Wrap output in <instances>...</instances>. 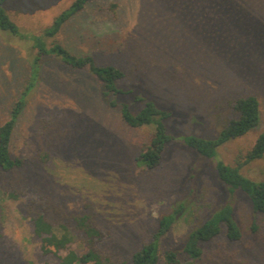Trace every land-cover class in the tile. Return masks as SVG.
Masks as SVG:
<instances>
[{"label": "rangeland", "instance_id": "1", "mask_svg": "<svg viewBox=\"0 0 264 264\" xmlns=\"http://www.w3.org/2000/svg\"><path fill=\"white\" fill-rule=\"evenodd\" d=\"M72 0H5L10 17L27 36H37ZM56 41L98 65H114L118 85L169 109L174 135L212 138L237 113L233 100L254 95L259 124L218 147L215 158L234 164L264 130V0H91L47 42ZM34 50L29 41L0 30V124L31 79ZM101 83L87 69L56 56L40 62L39 74L16 119L11 153L25 159L16 170L24 197L0 191V264H58L43 256L24 213L26 198L49 197L69 214L90 203L104 253L127 260L148 241L159 218L176 212L160 237V251L179 248L186 234L225 201L241 238L224 232L202 244L196 264H264V216L254 212L241 191L230 193L209 159L179 142L167 144L158 165L147 169L135 157L152 133L132 128L101 97ZM149 97V98H148ZM41 117L58 119L63 134L51 144L39 135ZM47 150L45 162L37 156ZM241 173L264 179V156L242 164ZM74 246V245H72Z\"/></svg>", "mask_w": 264, "mask_h": 264}, {"label": "trees", "instance_id": "2", "mask_svg": "<svg viewBox=\"0 0 264 264\" xmlns=\"http://www.w3.org/2000/svg\"><path fill=\"white\" fill-rule=\"evenodd\" d=\"M90 1L72 0L69 7L58 13L40 34L29 37L7 13L4 7L5 0H0V30L29 41L34 50L30 65L31 79L11 107L9 117L0 124V191L12 200L24 197L25 184L16 170L23 168L25 159L11 153L12 134L16 119L25 104V96L38 77L40 62L47 56H56L72 68L87 69L101 83L102 99L109 107L119 108V116L126 126L152 127L147 142L142 145L134 159L137 166L147 169L155 167L160 163L167 144L179 142L209 159L217 179L227 187V190L230 193L235 191L244 193L252 210L264 216V179L254 180L240 171L242 164L264 156V130L257 134L251 147L239 156L241 159L234 164L226 163L220 158L212 161L219 146L246 134L259 124L258 98L248 94L234 99L233 109L237 115L227 120L212 138L195 134L169 133L166 126V121L171 116L169 109L160 107L153 99L149 97L146 99L139 93L134 95L132 101L140 104L137 108L119 98L133 93L132 89H124L118 85V81L124 76L121 69L110 64L98 65L90 55H77L59 42H47V39L53 38L65 22L81 12ZM37 129L39 135L48 136L49 144L63 134L58 119L41 117ZM48 156L49 153L45 150L36 159L45 162ZM181 207L179 206L177 211ZM176 212L164 214L159 218L150 239L132 253L129 258L130 264H196L203 253L202 244L222 231L230 241L241 238V229L233 216L232 203L225 201L186 234L179 248L160 251L159 239L172 227ZM24 213L29 220L32 233L39 239L41 254L43 256L54 254L58 264H127V260L112 257L98 248L97 243L104 239L106 233L96 224L94 208L88 202L83 212L69 214L64 207L49 197L26 198Z\"/></svg>", "mask_w": 264, "mask_h": 264}]
</instances>
